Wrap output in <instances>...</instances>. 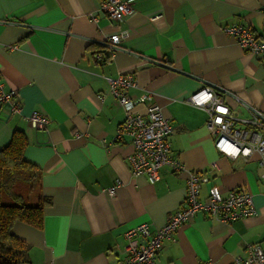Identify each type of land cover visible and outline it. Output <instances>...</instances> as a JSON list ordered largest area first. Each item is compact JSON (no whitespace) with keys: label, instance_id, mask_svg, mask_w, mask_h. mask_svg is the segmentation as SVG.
<instances>
[{"label":"crops","instance_id":"crops-1","mask_svg":"<svg viewBox=\"0 0 264 264\" xmlns=\"http://www.w3.org/2000/svg\"><path fill=\"white\" fill-rule=\"evenodd\" d=\"M101 1L0 0V84L19 104V113L10 102L0 105V148L14 130L25 134L24 159L38 173L33 203L47 202L40 229H11L27 246L28 264H122L128 229H158L181 208L186 172L162 167L150 184L131 175L128 143H113L124 111L106 79L119 75L135 82L129 97L149 96L134 113L145 116L156 105L171 127V155L207 179L201 202L211 187L221 194L244 188L256 211L230 225L198 213L164 243L156 264H232L247 245L264 250L258 155L218 153L205 113L187 102L211 87L239 120L248 118L245 105L264 115V60L223 32L240 25L264 39V0H130L132 13L121 24L98 10ZM112 35L120 36L119 50L103 54ZM32 113L46 117L45 129L30 127Z\"/></svg>","mask_w":264,"mask_h":264},{"label":"built area","instance_id":"built-area-1","mask_svg":"<svg viewBox=\"0 0 264 264\" xmlns=\"http://www.w3.org/2000/svg\"><path fill=\"white\" fill-rule=\"evenodd\" d=\"M98 10L117 24L125 22L132 13L130 0H102ZM223 32L231 36L240 48L264 60V39L256 38L240 25L226 27ZM103 44L112 52L119 50L120 36H109ZM97 61L100 59L97 58ZM106 80L111 95L124 111V120L117 128L113 143L127 142L131 147L132 151L126 157L131 175H144L153 184L158 180L162 167H169L175 173L187 174L186 193L181 208L170 214L162 227L152 230L149 224L142 223L125 232L122 264H156L157 254L164 243L174 242L177 229L198 213H205L223 225L255 215L252 197L244 188L221 194L216 187H211L207 201L201 202L199 187L207 179L199 173L187 172L178 159L171 155L168 141L171 127L160 109L156 105H150L145 116L134 113L135 106L148 100L149 96L134 99L127 95V90L135 87L131 75H119L115 79ZM221 95L211 87H203L189 97L187 102L205 113V127L213 138L214 148L218 153L231 159H247L252 154L258 155L262 170L260 177L264 181V115L245 105L248 118L239 120L220 98ZM14 97V92H4L0 84V105L10 102L12 112L19 113V104L13 101ZM238 122L244 125L243 128L236 127ZM28 123L32 129L42 130L46 128L48 120L39 113H32ZM232 264H264V250L259 245H247L246 255L234 258Z\"/></svg>","mask_w":264,"mask_h":264},{"label":"trees","instance_id":"trees-1","mask_svg":"<svg viewBox=\"0 0 264 264\" xmlns=\"http://www.w3.org/2000/svg\"><path fill=\"white\" fill-rule=\"evenodd\" d=\"M99 49L103 54L106 50L112 53L104 44ZM26 147L25 134L14 130L7 144L0 148V264H28L27 246L11 233V229L15 223L40 229L42 210L47 204L42 199L33 203L38 173L37 168L24 159ZM23 189L30 192L29 196L22 194Z\"/></svg>","mask_w":264,"mask_h":264},{"label":"rangeland","instance_id":"rangeland-1","mask_svg":"<svg viewBox=\"0 0 264 264\" xmlns=\"http://www.w3.org/2000/svg\"><path fill=\"white\" fill-rule=\"evenodd\" d=\"M26 190H27V188L26 187H24ZM26 190H22L21 192H22V194H24V196L26 197V196H29V194H30V192H26Z\"/></svg>","mask_w":264,"mask_h":264}]
</instances>
